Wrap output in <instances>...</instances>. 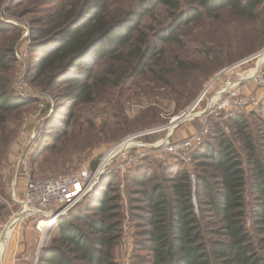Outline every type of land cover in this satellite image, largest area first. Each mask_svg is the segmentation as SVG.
I'll return each instance as SVG.
<instances>
[{
  "label": "trees",
  "instance_id": "obj_1",
  "mask_svg": "<svg viewBox=\"0 0 264 264\" xmlns=\"http://www.w3.org/2000/svg\"><path fill=\"white\" fill-rule=\"evenodd\" d=\"M3 10L18 14L15 18L33 16L26 21L27 78L41 92L53 91L54 104L44 101L43 109L52 113L33 158L30 148L28 166L43 152L58 154L57 145L71 132L79 135L83 125L77 110L101 90L146 79L170 84V67L180 70L185 61L176 53L167 57L165 46L183 48V29L220 22L223 16L257 21L264 0H0V14ZM22 35L18 23L0 18V163L9 145L8 124L18 121L27 105L42 100L13 91L14 46ZM99 66L105 72L98 75ZM58 98L64 103H56ZM263 104L246 111L253 113ZM242 112L216 113L231 124L249 171L234 139L218 123L205 122L207 132L190 162L194 171L182 161L172 163L168 177L137 169L131 181L145 203L136 215L145 225L137 244L146 252L139 257L142 264H264V120L254 129ZM117 172L111 169L90 191L84 211L74 206L57 219L37 264H115L122 216L113 185ZM247 184L256 193V240L245 224Z\"/></svg>",
  "mask_w": 264,
  "mask_h": 264
},
{
  "label": "rangeland",
  "instance_id": "obj_2",
  "mask_svg": "<svg viewBox=\"0 0 264 264\" xmlns=\"http://www.w3.org/2000/svg\"><path fill=\"white\" fill-rule=\"evenodd\" d=\"M10 11H1L0 18L6 22L18 23L24 34L28 28L26 21L33 16L22 18L16 16L15 18L14 16L18 14ZM28 34L29 31L25 35L27 44ZM181 38L184 41L183 48L175 49L173 46H165V50L168 52L166 53L167 57L171 53H176L182 61H185L184 67L180 70L170 67V70H172V72L170 71L171 76H173L170 84H165L164 80L152 83L151 80L146 79L141 84L130 85L127 82L123 83L121 87L113 88L110 91L101 90L94 101L81 105L77 110V115L83 125L81 131H77L79 135L75 136L71 132L72 134L67 140H64L65 142L57 145L56 151L58 154L41 153L37 156L35 163L28 164L27 170L21 166L16 168L17 156L27 146L31 135H33L31 143L32 158L36 156L35 153L44 133L45 124L50 119L49 114L52 113V110L44 113L43 109L45 103L49 102L53 105L54 101L50 96L53 91H50V94L41 92L28 81L26 76V93L31 95V99L40 98L42 100L27 105L24 108L22 117L15 123L8 124L9 145L0 163V168L2 167L0 170L1 223L9 222L20 212L18 200L23 197L28 177L39 178L40 176L36 177V175L63 174L78 169L90 170L92 163L94 161L99 162V159L115 143L137 133L170 126L172 120L174 121L178 115L188 111L195 105L196 99L201 93L203 97L196 103L193 112H191L196 114L195 117L184 120L169 135V128L162 129L139 136L135 141L152 144H158L166 140L180 141L191 133L198 131L203 122L209 126L218 123L224 132L236 142L244 167L249 171L243 156V150L236 137L233 136L229 121L225 116L218 115L216 112L206 113L205 111L216 105L222 91L237 84L251 92L257 90V87L253 86L251 81H246L249 79L247 75L251 69H255L256 72L260 69L261 65L258 66V64H261L264 56V51L258 54L264 49V14L260 15L257 21L234 20L230 16H223V20L220 22L204 21L199 26L183 29ZM207 51L209 58L206 59L205 53ZM104 69L102 66L97 67V74L105 72ZM16 71L17 66L13 79ZM16 94L18 93L16 92ZM260 94L262 95L261 101H264V89H261ZM61 101L58 98L55 102L58 104L64 103ZM39 103H42L43 107L38 117L35 118L33 116L37 112V108L40 107ZM66 109L67 106L63 111ZM241 111H244L242 113L253 124L254 129L259 127V119L264 120V104L253 113L246 110ZM56 120L58 121V118H55L48 125V128L55 125ZM123 145H126V143H122ZM167 159L168 156L163 155L160 158L152 157L149 161L144 160L133 165L119 164V166L116 165L111 168L118 171L115 173L113 185L120 195L118 204L122 213L120 238L113 249L115 264H142L139 257L140 255H146V252L137 248V244L138 241L143 239L139 231L144 229L145 225L136 218V215L143 213L142 208L145 203L141 194L138 193L139 186L135 185L131 179L136 175L137 169L146 172L149 170L146 174L148 176L162 175L168 177L166 171L173 169V167L172 163H167ZM193 164H185L186 169L194 171ZM32 175L35 177H32ZM106 176L107 174L104 178ZM102 180L96 187L102 183ZM13 181H15L14 184H12ZM92 194L89 191L81 196L74 205L77 211L85 210L84 205L91 199L90 195ZM245 194V224L247 229L254 233L253 208L256 193L247 184ZM36 222L37 220L33 216L23 217L16 222L14 234L11 239L9 237L10 240L8 239L10 241L8 253H12L15 242L17 245H19L17 241L21 244L25 238L24 235L28 236L32 233L36 234L34 245L28 250L23 249L24 251L18 257H21L23 253L35 250L41 237L39 231L36 230ZM44 223L51 224L53 222ZM54 232L55 230H52L45 236L46 239L42 248L49 243ZM253 237L255 240L257 239L255 233Z\"/></svg>",
  "mask_w": 264,
  "mask_h": 264
},
{
  "label": "built area",
  "instance_id": "obj_3",
  "mask_svg": "<svg viewBox=\"0 0 264 264\" xmlns=\"http://www.w3.org/2000/svg\"><path fill=\"white\" fill-rule=\"evenodd\" d=\"M28 31L27 28L26 32L14 46L17 71L13 80V89L24 99L31 97V95L26 93V76L29 70V64L25 35ZM263 51L264 49L258 54ZM249 81L253 83V86L257 87L256 91L251 92L248 89L245 90L241 85L237 84L230 89L222 91L216 105L205 112L241 111L251 110L257 107L262 99L260 91L264 89V64L261 65L255 76L246 82ZM201 97H203L202 93L197 97L195 105ZM39 106L33 116L35 118L41 112L43 104L39 103ZM50 110L52 109L48 111ZM157 130H160V128L137 133L115 143L99 159V162L93 170L78 169L63 174H52L39 178L28 177L24 187L23 197L18 200V205L20 212L25 213L24 217L33 216L37 220L36 230L39 231L41 237L34 251L23 253L19 264H37L46 239L45 236L54 230L57 219L74 206L83 194L95 188L112 167L119 166V164H137L144 160L149 161L152 157L160 158L163 155L168 156L167 163L171 164L176 161H182L185 164H190L194 151L201 144L202 138L207 132V128L202 127L200 130L191 133L180 141L166 140L158 144L135 141L139 136ZM32 139L33 135H31L30 140L27 142V146L19 152L16 159V168L21 166L27 170V161ZM124 142L126 143L124 147L115 150L119 144ZM14 183L15 181L12 182V184ZM52 220V224H43V222H50ZM9 222H0V243L3 240L4 234L7 232Z\"/></svg>",
  "mask_w": 264,
  "mask_h": 264
},
{
  "label": "bare ground",
  "instance_id": "obj_4",
  "mask_svg": "<svg viewBox=\"0 0 264 264\" xmlns=\"http://www.w3.org/2000/svg\"><path fill=\"white\" fill-rule=\"evenodd\" d=\"M264 63V56L262 57V62H261V64H258V66H260V65H262ZM261 67V66H260ZM258 72V71H257ZM256 72V70L255 69H251L250 70V72H249V74L247 75V76H249V79H251V78H253L254 76H255V74L257 73ZM248 79V80H249ZM216 99V98H215ZM193 110V109H192ZM191 109H188V111L186 112V114L184 115V118H183V120L181 121V123L184 121V120H186V119H191V118H193V117H195L196 116V114L195 113H191V112H193ZM175 121V120H174ZM174 124V123H173ZM171 128H172V126L171 127H169V131L171 130ZM120 147H124V145L122 146V144H120V146H118V147H116L115 148V150H117V149H119ZM114 150V151H115ZM106 161H107V159H106ZM105 161V162H106ZM102 168V167H101ZM50 222H53V220L52 221H50ZM52 224V223H51ZM16 225V224H15ZM14 225V227L13 228H10V229H8V232L6 233V235H5V237L3 238V240L1 241V243H0V264H3V262L5 261V259H7V256L6 255H8L9 253V240L11 239V237L13 236V234H14V231H15V228H16V226ZM8 237H10V239L8 240Z\"/></svg>",
  "mask_w": 264,
  "mask_h": 264
},
{
  "label": "crops",
  "instance_id": "obj_5",
  "mask_svg": "<svg viewBox=\"0 0 264 264\" xmlns=\"http://www.w3.org/2000/svg\"><path fill=\"white\" fill-rule=\"evenodd\" d=\"M24 236L26 239L24 238L23 242L21 241L22 242L21 244L19 243V241H17L19 245H17V243L15 242L14 245L15 248H13L12 253H9L10 256L6 255L7 259H5L3 264H19L21 262V257L23 254L21 255V257L18 256L20 255L21 252L24 251L23 249L28 250L34 245L36 241V234L34 233L28 234L29 237L27 235Z\"/></svg>",
  "mask_w": 264,
  "mask_h": 264
},
{
  "label": "water",
  "instance_id": "obj_6",
  "mask_svg": "<svg viewBox=\"0 0 264 264\" xmlns=\"http://www.w3.org/2000/svg\"><path fill=\"white\" fill-rule=\"evenodd\" d=\"M190 109H191V110L194 109V106H192ZM186 112H187V111H185V112H183L182 114L178 115V116L176 117L175 121L172 120V121L170 122V126H164V127H161L160 130H162V129H168L169 127L172 126L171 130L168 132V135L171 134V133L173 132L174 128L177 127V126L181 123V121L183 120L184 115L186 114ZM173 123H174V124H173ZM24 215H25L24 212H19V213H17V214H16V215L10 220V222H9V226H8V229L13 228L14 225L16 224V222H18L22 217H24ZM8 229H7V232H8ZM7 232H6V233H7ZM5 235H6V234H4L3 238L5 237Z\"/></svg>",
  "mask_w": 264,
  "mask_h": 264
}]
</instances>
